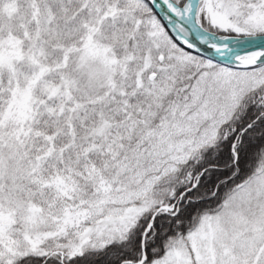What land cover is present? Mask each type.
<instances>
[{
  "label": "snow or ice",
  "instance_id": "obj_1",
  "mask_svg": "<svg viewBox=\"0 0 264 264\" xmlns=\"http://www.w3.org/2000/svg\"><path fill=\"white\" fill-rule=\"evenodd\" d=\"M0 264H264V0H0Z\"/></svg>",
  "mask_w": 264,
  "mask_h": 264
}]
</instances>
